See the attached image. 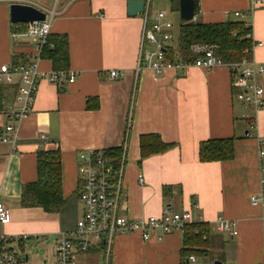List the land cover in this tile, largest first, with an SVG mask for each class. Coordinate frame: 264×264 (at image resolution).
I'll use <instances>...</instances> for the list:
<instances>
[{
    "label": "crops",
    "instance_id": "obj_1",
    "mask_svg": "<svg viewBox=\"0 0 264 264\" xmlns=\"http://www.w3.org/2000/svg\"><path fill=\"white\" fill-rule=\"evenodd\" d=\"M18 1L44 9L54 6L49 33L66 35V67L75 78L63 84L40 78L29 113L15 122V148L0 142V200L10 215L7 223H0V233L53 243L58 233L73 229L82 214L76 153L122 146L117 211L138 220L160 215L166 205L189 209L191 221L208 224L211 245L207 254L183 260L180 230L162 235L154 230L147 238L138 231L120 233L105 243L91 238L85 251L77 248V264H208L209 260L262 264V208L251 205L249 197L259 190L257 143L264 138V106L254 111L235 100L228 67L190 65L167 67L160 74L149 68L136 72L143 20L140 13L127 14L126 0H0V63L25 55L32 47L28 38L9 35L8 6ZM198 4L193 18L197 21L230 18L249 24L252 40L260 43L251 56L264 64V0H198ZM169 5L178 12V0L176 9L171 0ZM148 6L149 14L156 11L152 0ZM237 10L242 15L234 17ZM38 68L45 74L54 69L47 57L40 58ZM111 69L122 75L109 77ZM262 85L264 89V79ZM0 89L2 126L9 120L5 108L13 98L9 90ZM242 112H248L253 125L241 117ZM154 134L169 146L141 156L140 135L150 143L147 135ZM227 137L233 138L231 158L198 159L200 141ZM54 149L60 155L64 203L54 212L22 207L23 184L37 177V152ZM138 174L143 176L141 183ZM217 216L235 222L236 233L219 230ZM12 243L17 242L9 239L2 245L13 249Z\"/></svg>",
    "mask_w": 264,
    "mask_h": 264
},
{
    "label": "built area",
    "instance_id": "obj_2",
    "mask_svg": "<svg viewBox=\"0 0 264 264\" xmlns=\"http://www.w3.org/2000/svg\"><path fill=\"white\" fill-rule=\"evenodd\" d=\"M54 2L56 0H53ZM257 2V0H254ZM19 2V1H18ZM17 2V3H18ZM149 0H144L142 14V29L140 37L139 54L137 58L136 72L141 68H149L155 74L162 73L167 67L199 66L210 69L216 65H226L229 70L230 86L233 97L245 108L258 110L264 106L263 85L264 64L253 59L251 53L259 42L252 40V33H246V37L252 40L251 48L243 49V56L237 61L225 62L214 54V45L195 43L190 48L195 58L184 61L180 57L170 58L167 48L176 38V28L173 21L168 18L166 11L156 10L149 14ZM44 12L42 20L28 22H9V35L12 39L24 36L31 41L32 47L29 53L20 56L16 61L0 63V86L9 90L12 95V103H8L5 111L9 113V120L0 126V142L9 144L15 148L17 127L15 122L25 117L33 104L35 93L40 78L48 82L63 84L64 81L72 82L75 78L70 71L51 70L45 74L38 68V61L42 58V49L47 45V36L50 31V20L56 13L52 5L48 9L37 7ZM234 17L241 16L240 11L232 13ZM235 36L236 33L234 32ZM49 46H53L52 43ZM111 78L122 75L121 70L108 71ZM1 91V89H0ZM241 117L246 119L249 125H253V119L248 112H242ZM257 159L260 167L258 194L249 197L251 205L261 206V221L264 230V138H259L257 143ZM76 156V169L78 191L77 198L81 205V217L76 221L74 228L57 234L53 243L55 264H77L74 253L78 248L85 251L91 238L102 243L110 242L115 234L140 232L142 238H147L151 231L158 230L159 234L182 231L187 222L191 221L189 209L178 211L172 206L163 207V212L157 216H147L134 220L120 214L117 211L119 195L122 191L121 162L113 163V157L106 149H87L78 151ZM142 174H138L137 181L143 182ZM196 205L193 204V207ZM10 215L4 203L0 200V223L9 221ZM217 228L230 235L236 233L235 222L227 221L221 216L216 218ZM13 239L17 243L26 239L25 236H11L10 238L0 233V264H20L13 249L3 246L2 243ZM194 260V255L188 256ZM106 264V263H105ZM208 264H214L209 260ZM219 264H229L219 262ZM264 264V261L262 262Z\"/></svg>",
    "mask_w": 264,
    "mask_h": 264
},
{
    "label": "trees",
    "instance_id": "obj_3",
    "mask_svg": "<svg viewBox=\"0 0 264 264\" xmlns=\"http://www.w3.org/2000/svg\"><path fill=\"white\" fill-rule=\"evenodd\" d=\"M174 2L177 8V0ZM250 25L243 20H232L227 18L223 22L204 23L197 20H179L176 28V40L167 48V55L170 58L180 57L184 61L193 60L195 54L191 46L195 43L212 44L214 54L221 61L233 62L243 56V49H250L252 40L246 37ZM236 33L234 36L233 33ZM47 45L41 51L42 57L51 61L54 70L67 71V38L63 34H48ZM52 43L53 46H49ZM20 56H23L22 54ZM20 56L12 57L16 61ZM150 143L146 142L145 135H140L139 148L141 156L148 153L160 152L169 144L160 141L157 135H147ZM121 147L111 148L108 153L113 157V163L119 164ZM233 138H213L202 140L198 144V159L201 161L228 160L233 156ZM37 177L35 180L23 184L19 195L20 205L41 207L45 212H54L63 203L64 199L60 193V155L57 149L52 151L39 150L36 154ZM183 247L181 248L182 258L190 254L202 256L207 254L206 248L210 246L211 237L209 227L205 222H187L182 230Z\"/></svg>",
    "mask_w": 264,
    "mask_h": 264
},
{
    "label": "water",
    "instance_id": "obj_4",
    "mask_svg": "<svg viewBox=\"0 0 264 264\" xmlns=\"http://www.w3.org/2000/svg\"><path fill=\"white\" fill-rule=\"evenodd\" d=\"M127 14L135 16L144 10V0H126ZM200 6L198 0H178V19L194 20V15L199 12ZM9 21L14 23L28 22L33 20H42L44 12L36 6H32L22 2H11L8 6ZM26 260V259H25ZM214 264H219V261H214Z\"/></svg>",
    "mask_w": 264,
    "mask_h": 264
},
{
    "label": "rangeland",
    "instance_id": "obj_5",
    "mask_svg": "<svg viewBox=\"0 0 264 264\" xmlns=\"http://www.w3.org/2000/svg\"><path fill=\"white\" fill-rule=\"evenodd\" d=\"M152 5L156 10L166 11L175 25L179 23L178 12L171 9L169 0H152ZM28 236L29 238L21 241V245L12 243V248L20 260V264H54L53 243L47 239L38 238L35 240L32 236Z\"/></svg>",
    "mask_w": 264,
    "mask_h": 264
}]
</instances>
